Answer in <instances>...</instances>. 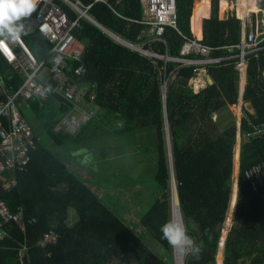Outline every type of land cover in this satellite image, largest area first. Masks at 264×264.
Here are the masks:
<instances>
[{"label":"trees","instance_id":"16d2710c","mask_svg":"<svg viewBox=\"0 0 264 264\" xmlns=\"http://www.w3.org/2000/svg\"><path fill=\"white\" fill-rule=\"evenodd\" d=\"M79 1L83 6L93 2ZM174 2L177 30L165 27L162 34L168 56H179L184 37L191 39L193 34L198 40L201 38L204 18L209 19L202 22L201 42L216 49L213 56L237 52L230 54L224 47L240 42V21L234 16L219 19L220 0ZM230 2L221 0V15L230 8ZM241 2L236 0L240 18ZM61 7L71 19L77 17L66 6ZM87 13L99 26L126 42L145 41L141 34L146 27L138 23L142 17L139 0L93 3ZM79 24L74 34L85 45L82 55L85 71L78 82L93 92L96 114L76 134L70 135L54 130L67 111L59 96L20 102L19 114L27 120L35 137L42 138L30 154L27 171L14 176L15 186L3 190L0 184V200L9 212L21 208L34 222L25 225L23 233L14 223H8V236L0 240V264H18L14 254L19 244L29 248L28 264H172L165 258L171 247L160 232V226L171 218L168 149L182 222L199 249L190 250L184 264H215L232 194L236 126L233 119L226 121L223 116H230L228 106L238 99L235 60L209 69L212 85L194 94L187 87L192 68L176 71L175 63L165 64L162 59L153 62L103 34L86 19H80ZM22 41L48 70L52 44L35 29L22 35ZM151 47L165 52L162 43H152ZM69 65L75 67L76 63L70 60ZM263 74L264 51L247 58L242 100L249 104L253 114L247 109L244 112L241 134L250 130V124L264 122ZM22 80L0 54V81L7 91L15 92ZM164 81L167 82L165 111L161 89ZM92 128L99 131L103 128L101 131L110 136L143 134L154 148V183L158 191L138 222L143 232L144 229L150 232L154 242L164 250L161 255L154 253L122 216L103 203L87 180L70 171L68 152L57 157L48 147L49 143L70 147L79 142L83 131ZM254 164L264 167V137L242 141L239 158L236 150L233 200L227 220L229 224L234 212L233 224L224 239L222 264H264V186L253 191L244 177V172ZM70 211L76 216L73 222ZM49 230L59 233V243L42 250L37 246L38 240Z\"/></svg>","mask_w":264,"mask_h":264},{"label":"built area","instance_id":"2783aa9c","mask_svg":"<svg viewBox=\"0 0 264 264\" xmlns=\"http://www.w3.org/2000/svg\"><path fill=\"white\" fill-rule=\"evenodd\" d=\"M104 1L93 0V3H104ZM140 1L143 16L138 23L146 27L143 31L145 41L136 44L124 41L122 44L144 56L150 57L153 62L156 59H162L165 64L167 62L175 63L177 65L176 71L180 68H192V75L187 81V87L194 94L208 87L209 69L219 67L221 64L234 59V68L240 73L246 70L249 56L257 57L260 52L264 51V20L259 21L257 18L251 20L247 15L242 18V21L248 27V31L244 33L237 45L224 47L230 54L237 50L235 54L214 57L215 48L203 45L201 41L196 40L194 37L191 39L184 37L179 56H168L162 34L165 27L177 30L176 2L174 0ZM59 2L64 4L71 12L76 13L77 17L71 19L62 10L58 4ZM263 4L264 1L259 3V6L262 7ZM91 5L83 6L78 0H39L32 15L23 19L25 24L24 34L35 29L52 44L49 74L46 80L39 77L43 62H38L27 46L24 45L22 36L18 41L6 40L3 44H0V54L5 62L16 69L23 78L22 83L13 94L3 92L0 100V184L3 190H9L15 186L14 176L17 173L27 171L30 154L36 149V143L39 141V138L33 134L29 124L19 114L20 102L31 99L42 101L46 100L49 95L59 96L67 107V111L58 120L54 130L70 135L76 134L81 127L95 117L94 94L86 84L78 82V78L82 77L85 71L82 63L85 45L74 34V30L80 26V19L91 21L87 13ZM152 43H162L165 47L164 54L151 47ZM145 45H148V48H145ZM70 60L76 63L75 67L69 65ZM163 69H165V66H163ZM166 84L167 82L164 81L161 87L163 100L165 99ZM237 106L234 155L235 150H237L239 157L242 141L264 137V122L250 124V130L245 134H241L242 106H246L241 95L238 96L237 103L230 107L236 108ZM244 177L251 189L256 191L264 186V167L260 164H254L244 172ZM9 222L14 223L18 231L23 233L25 225L33 223L34 219L25 216L21 208L9 212L0 200V240L8 236ZM58 243L59 233L49 230L40 237L37 246L42 250H46ZM172 251L174 264H176L173 248ZM189 252L190 250L183 253L181 264H184L185 256ZM14 255L18 264L29 263V248L25 244H19Z\"/></svg>","mask_w":264,"mask_h":264},{"label":"rangeland","instance_id":"374dc122","mask_svg":"<svg viewBox=\"0 0 264 264\" xmlns=\"http://www.w3.org/2000/svg\"><path fill=\"white\" fill-rule=\"evenodd\" d=\"M228 10H230V8ZM230 13L231 10L228 14ZM241 15H243L242 2ZM258 18L264 19L261 14L258 15ZM238 91H240L239 88ZM229 107L230 106H228V110L231 113L230 116L224 115L223 118H225L226 121L233 119L236 125L238 106L236 108ZM247 108L248 106H242V116H244V112ZM215 118L216 116H213V120H215ZM25 122H27V120H25ZM102 129L99 131V129L92 128L89 131H83L81 137L78 139L79 142L70 147L57 146L50 143L48 147L57 157H60L61 153L66 152H68V154H73L72 159L74 158L77 160L73 163L80 172L86 174L84 179L93 182L91 186L93 190L102 192L101 200L103 203L106 204L110 210L115 212V214H118L120 217L122 216L126 223L132 226L134 232L143 239V242L154 253L161 255L164 253V250L154 242L150 232L146 229H144L143 232V227L138 223L139 217L149 205L150 200L156 197L158 191L154 183L156 166L154 148L148 145V139L145 140L143 134H139L138 136V133L134 135L130 133L125 137L110 136L101 131ZM104 129V131L107 132L106 127H104ZM100 132L104 134H100ZM234 164L235 162L233 161V168ZM235 172L237 179V167ZM233 174L234 170L232 171V177ZM232 188L234 192V181H232ZM171 193L172 189L170 186V197ZM128 212H131V214L129 215ZM70 214L73 216L70 218V222H73V220L76 219L75 213L70 211ZM233 215L234 214H232V217ZM232 217L229 225H225V219L220 237L223 234V230L225 234L230 229L233 224ZM170 219H172V216ZM172 253L173 251L171 248V252L166 254L165 258H167L170 263L174 264Z\"/></svg>","mask_w":264,"mask_h":264},{"label":"clouds","instance_id":"9594fccd","mask_svg":"<svg viewBox=\"0 0 264 264\" xmlns=\"http://www.w3.org/2000/svg\"><path fill=\"white\" fill-rule=\"evenodd\" d=\"M38 3L39 0H0V44L6 40L18 41L21 39L25 33V24L22 21L32 15ZM160 232L162 239L166 240L173 249H179L182 252L199 251L196 242L188 235L183 222L181 224L169 219L160 226Z\"/></svg>","mask_w":264,"mask_h":264},{"label":"crops","instance_id":"0c3cea01","mask_svg":"<svg viewBox=\"0 0 264 264\" xmlns=\"http://www.w3.org/2000/svg\"><path fill=\"white\" fill-rule=\"evenodd\" d=\"M79 1V0H78ZM106 1V0H105ZM105 1H104V3L103 4H105ZM80 2V1H79ZM139 2H140V6H141V1L139 0ZM193 2H194V0H193ZM220 2H221V0H220ZM98 3V2H97ZM60 6H65L64 4H62V3H58ZM90 4H93V2L92 3H90ZM90 4H88V5H90ZM82 5V4H81ZM88 5H86V6H88ZM234 5H236V0H235V4ZM92 6V5H91ZM231 6H232V4H231ZM260 8H261V6H259ZM62 8V7H61ZM141 10H142V6H141ZM192 10H193V6H192ZM230 10H231V13L230 14H228L229 12H230ZM230 10H228V11H224L223 13H222V17H221V15L219 14L218 15V17H219V19L220 20H224V19H226L228 16H234L236 19H238L239 21H240V27H241V34H240V40L242 39V37L244 36V33L245 32H247L248 31V27L245 25V23H243V21H242V16H241V18L240 17H238V13H237V7L235 6V7H231L230 8ZM73 13V12H72ZM191 14H192V12H191ZM259 14H261L263 17H264V15H263V11H261V9L258 11V13H249L248 15H249V17H250V19L251 20H254L255 18H257L259 21H262V20H264V19H259L258 18V15ZM142 16H143V11H142ZM245 16H247V15H245ZM91 19V18H90ZM141 19H142V17H141ZM140 19V20H141ZM204 19H209V18H204ZM204 19H202V22H203V20ZM92 20V19H91ZM202 22H201V38L199 39V41H201L202 40ZM97 28V27H96ZM189 28H190V20H189ZM102 32V31H101ZM191 32V31H190ZM103 33V32H102ZM103 34H105V33H103ZM192 34V33H191ZM24 35V34H23ZM106 35V34H105ZM108 36V35H107ZM141 36H143V32H142V34H141ZM192 37H194V35L192 34ZM111 38V37H110ZM119 38V37H118ZM195 38V37H194ZM112 39V38H111ZM121 39V38H120ZM196 40H198L197 38H195ZM115 41V40H114ZM125 41V40H124ZM119 42V41H118ZM120 43V42H119ZM120 44H122V43H120ZM123 45V44H122ZM9 65V64H8ZM9 66H11V65H9ZM12 67V66H11ZM13 68V67H12ZM214 68H217V67H214ZM14 69V68H13ZM235 69V68H234ZM247 69V68H246ZM16 70V69H15ZM236 71V70H235ZM237 72V71H236ZM48 70L47 69H45V68H42L41 69V71H40V73H39V77L41 78V79H44V80H46L47 78H48ZM237 74H238V77H237V85H238V88H239V90H240V88H241V83H242V80H243V84H242V90H240V91H238V96L239 95H241V97H242V92L244 91V86H245V83H246V70L245 71H241L240 73H238L237 72ZM209 76H210V74H209ZM211 77V76H210ZM242 78H244V79H242ZM263 78H264V74H263ZM3 92H5V93H7V94H13V93H10L9 91H7V89L5 88V86H4V83L2 82V81H0V96H1V98H2V95H3ZM237 101H238V99H237ZM244 104H246V106H248V108H247V110L249 111V113H251V114H253V110L250 108V106H249V104L248 103H245L244 102ZM37 138H39L40 139V137H37ZM235 154H236V150H235ZM78 155V154H77ZM76 155V156H77ZM70 156H71V158H70V160H68V158H67V156H65V158L64 159H67L68 160V168L70 169V171H73V172H75V173H78L82 178H84L85 176H86V174H84V173H82V172H80V170L77 168V166L73 163V162H76L77 160H72V156H73V154H70ZM63 158V157H62ZM239 158V157H238ZM63 160V159H62ZM233 161L235 162V155H234V159H233ZM238 161V160H237ZM238 166H239V161L237 162V169H238ZM234 168H235V164H234ZM234 168H233V170H234ZM238 171V170H237ZM81 173V174H80ZM234 175V174H233ZM85 180H87V179H85ZM232 181H234L233 180V177H232ZM87 182L89 183V186L91 187L92 186V184H93V182L92 181H88L87 180ZM173 183V182H172ZM92 189V188H91ZM93 190V189H92ZM101 190V189H100ZM236 190H237V188H236ZM94 191H96V193H100L101 191H97V190H94ZM102 194V192L99 194V195H101ZM232 200H233V190H232V194H231V200H230V205H229V209H228V212H227V218H226V221H225V225H227L228 223V218H229V214H230V211H231V205H232ZM151 201V200H150ZM235 210V209H234ZM129 213V215L131 214V212H128ZM233 214H234V212H233ZM73 216H71L70 218H72ZM232 217V216H231ZM233 218V217H232ZM74 221V220H73ZM139 221V220H138ZM139 223V222H138ZM229 225V224H228ZM224 230H223V234H224ZM227 233V232H226ZM226 233L223 235L222 234V236H223V244H224V239H225V236H226ZM223 244H222V247L221 248H219V250L217 249V253H216V255H215V264H218L219 262V258H220V264H222V261H223V258H224V256H223ZM242 259H244V258H242Z\"/></svg>","mask_w":264,"mask_h":264},{"label":"bare ground","instance_id":"6f19581e","mask_svg":"<svg viewBox=\"0 0 264 264\" xmlns=\"http://www.w3.org/2000/svg\"><path fill=\"white\" fill-rule=\"evenodd\" d=\"M264 0H242V12H243V17H245V15H248L249 13H255L258 12L260 9L261 11H263V15H264V4L262 5V7H259V3H261ZM232 4V6H231ZM235 4V0H231L230 2V8L231 7H237V4ZM238 13V10H237ZM239 17V14H238ZM244 79V78H242ZM242 84H243V80L241 83V88L240 90H242ZM243 93V92H242ZM175 182L172 183V204H173V211H172V220L174 222H178L182 224V218H181V222H180V217L181 215L179 214L178 210H177V197H176V191H175ZM174 253H175V262L176 264H181L182 260H183V253L182 251H180L179 249H174Z\"/></svg>","mask_w":264,"mask_h":264},{"label":"water","instance_id":"95a60500","mask_svg":"<svg viewBox=\"0 0 264 264\" xmlns=\"http://www.w3.org/2000/svg\"><path fill=\"white\" fill-rule=\"evenodd\" d=\"M90 23L93 24L95 27H97L100 31H102L103 33H105L106 35H108L109 37H111L113 40L119 41L120 43H123L124 42V40H122V39L118 38L117 36L111 34L107 30H105L104 28H102L101 26H99L97 23H95L93 20H91ZM207 82H208V85H212V78L210 76L207 78ZM163 103H164L163 104V109L165 111V108H166L165 99H164V102ZM166 139H167V142H168L167 131H166ZM168 159H169V166H170V173H171V183H172V182H174V179H173V171H172V166H171V155H170L169 149H168ZM174 188H175V186H174ZM232 190H233V188H232ZM175 191H176V188H175ZM176 197H177V192H176ZM170 198H171V213H172V211H173L172 193H171V197ZM230 200H231V197H230ZM229 205H230V202H229ZM229 205H228V209H229ZM177 210H178L179 214L181 215L180 209H179L178 197H177ZM180 222H181V217H180ZM222 244H223V236H221L219 238V243H218V248H217L218 250H219V248L222 247Z\"/></svg>","mask_w":264,"mask_h":264}]
</instances>
